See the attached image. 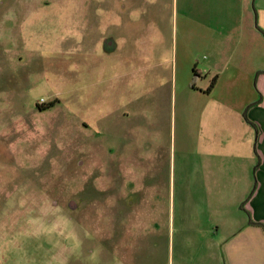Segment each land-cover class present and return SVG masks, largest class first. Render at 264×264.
I'll return each instance as SVG.
<instances>
[{
  "label": "rangeland",
  "instance_id": "1",
  "mask_svg": "<svg viewBox=\"0 0 264 264\" xmlns=\"http://www.w3.org/2000/svg\"><path fill=\"white\" fill-rule=\"evenodd\" d=\"M188 1L0 0V264H216Z\"/></svg>",
  "mask_w": 264,
  "mask_h": 264
},
{
  "label": "crops",
  "instance_id": "2",
  "mask_svg": "<svg viewBox=\"0 0 264 264\" xmlns=\"http://www.w3.org/2000/svg\"><path fill=\"white\" fill-rule=\"evenodd\" d=\"M190 16L182 67L196 82L182 108L192 183L215 214L216 264H264V0H190Z\"/></svg>",
  "mask_w": 264,
  "mask_h": 264
},
{
  "label": "trees",
  "instance_id": "3",
  "mask_svg": "<svg viewBox=\"0 0 264 264\" xmlns=\"http://www.w3.org/2000/svg\"><path fill=\"white\" fill-rule=\"evenodd\" d=\"M195 72V71H194ZM195 74H196V72H195ZM213 82H214V79H213ZM54 105V102H49V103H41V104H38V107L41 109V110H45V109H47V108H49V107H51V106H53ZM256 224H259V223H256Z\"/></svg>",
  "mask_w": 264,
  "mask_h": 264
},
{
  "label": "built area",
  "instance_id": "4",
  "mask_svg": "<svg viewBox=\"0 0 264 264\" xmlns=\"http://www.w3.org/2000/svg\"><path fill=\"white\" fill-rule=\"evenodd\" d=\"M45 101H44V99H42V103H44Z\"/></svg>",
  "mask_w": 264,
  "mask_h": 264
}]
</instances>
